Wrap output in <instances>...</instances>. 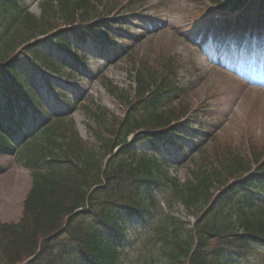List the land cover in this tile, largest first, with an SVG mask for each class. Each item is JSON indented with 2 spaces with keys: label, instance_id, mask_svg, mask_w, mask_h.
Returning <instances> with one entry per match:
<instances>
[{
  "label": "trees",
  "instance_id": "1",
  "mask_svg": "<svg viewBox=\"0 0 264 264\" xmlns=\"http://www.w3.org/2000/svg\"><path fill=\"white\" fill-rule=\"evenodd\" d=\"M38 5L34 14L25 0H0V155L17 156L31 177L19 221L0 222V264H128V233L135 232L130 223H147L160 205L155 192L164 188V203L174 197L195 219L184 228L181 219L164 213V226L150 241L152 246L161 242L165 260L158 262L155 246L144 244L146 251L131 264H220L244 257L250 248H264V152L224 154L217 165L189 169L181 181L163 171L186 165L189 154L160 156L169 149L184 151L187 137L198 132L194 119H174L169 112L181 90L168 65L150 82L136 73L131 94L110 86L124 110L120 118L87 109L103 128L96 130L97 145H87L69 123L59 129V118L33 106L34 95L21 81L24 71L35 64L55 75H74L75 68L86 66L80 47L93 43L107 49L114 39L110 28L126 24L125 16L133 13L113 18L111 7L102 4L108 15L100 17L103 11L92 0H40ZM242 5L245 14L219 20L215 31L205 27L203 39L211 34L221 49L239 42L244 57L259 49L264 0L215 2L221 10ZM251 30L257 43L248 37ZM42 47L58 57L44 55ZM128 52L122 46L121 55ZM235 70L241 72L240 66ZM4 170L0 165V173Z\"/></svg>",
  "mask_w": 264,
  "mask_h": 264
},
{
  "label": "rangeland",
  "instance_id": "2",
  "mask_svg": "<svg viewBox=\"0 0 264 264\" xmlns=\"http://www.w3.org/2000/svg\"><path fill=\"white\" fill-rule=\"evenodd\" d=\"M38 1L25 0V6L31 13L38 14ZM92 2L103 11L100 17L108 15H104L102 4L106 8L111 7L109 16L113 18L128 10L133 13L125 16L126 24L110 28L114 39L107 49L96 47L93 43L80 47L87 54V68L78 66L75 68L76 73L68 76L66 71L55 75L34 64V69L22 73L21 81L34 95L33 106L38 107L39 112H48L51 119L59 118L55 121L59 129L71 124L73 131L87 145H97L96 130L103 131V128L99 129L97 122L89 118L87 109L97 113L104 110L107 119L110 114L120 118L124 110L116 94L108 92L110 86L131 94L136 73L150 82L151 78L158 76L164 65H168L181 90L180 96L170 104L169 112L173 113L174 119H194L193 127L198 132L187 137L182 153L169 149L160 156L161 159H170L175 153L189 154L190 160L186 165L163 167V171L181 181L187 178L191 169L217 165L227 153L235 152L243 156L252 152L263 154L264 63H252L248 61L251 60L249 57L246 60L243 58V68L249 73L248 78L241 77L234 73L236 63L241 61L239 56L231 60L234 56L231 51L241 49L240 43L237 45L232 41L221 49V46L216 47L211 34L203 39L205 27L209 26L215 31V23L231 18L233 13L215 8L216 0ZM255 31L249 32L250 39H254ZM119 35H125L126 38L116 39ZM258 37L261 38V49H264V33ZM122 46L129 51L126 56L121 55ZM41 52L44 55L50 52L53 58L58 57L56 52L46 47H42ZM254 53L252 51L250 55ZM250 57L253 59L252 55ZM205 130L210 133L208 137L203 133ZM104 134L108 135L107 132ZM198 142H202V145L197 151ZM248 158L252 159L249 155ZM0 165L5 168L0 173V222H17L23 210V198L31 183L30 170L13 154L0 155ZM249 167L250 170L254 169L252 160ZM164 191L155 192L160 205L148 217L147 223H141L139 219L131 221L130 226L135 232L128 233V261L133 262L139 252L146 251L144 248L153 249L154 246L153 253L157 261L165 260L161 242H153L152 246L150 241L164 226V213H172L181 219L185 223L184 228L191 227L194 216L187 213L174 197H171V204L164 203ZM128 261L126 263L131 264ZM220 264H264V248H250L244 257L220 261Z\"/></svg>",
  "mask_w": 264,
  "mask_h": 264
}]
</instances>
